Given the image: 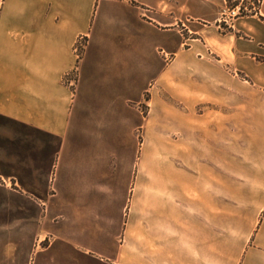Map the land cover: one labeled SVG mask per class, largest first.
I'll use <instances>...</instances> for the list:
<instances>
[{
	"label": "crops",
	"instance_id": "obj_1",
	"mask_svg": "<svg viewBox=\"0 0 264 264\" xmlns=\"http://www.w3.org/2000/svg\"><path fill=\"white\" fill-rule=\"evenodd\" d=\"M227 8L0 0V264H264V0L223 30ZM183 48L193 73L186 168L156 156L131 174L135 160L114 154L134 145L122 116L146 74L160 73L147 56L170 65ZM75 68L77 94L63 84ZM210 102L216 119L199 111ZM45 132L62 137L56 222L45 220Z\"/></svg>",
	"mask_w": 264,
	"mask_h": 264
},
{
	"label": "rangeland",
	"instance_id": "obj_2",
	"mask_svg": "<svg viewBox=\"0 0 264 264\" xmlns=\"http://www.w3.org/2000/svg\"><path fill=\"white\" fill-rule=\"evenodd\" d=\"M261 2L262 0H229V2L227 0V5L231 7L240 3L239 6L244 9L238 14V17H240L258 12ZM219 25L223 30L230 26L229 23L223 20V17L219 21ZM183 36L185 40L198 37L195 32L186 30L183 31ZM82 40L84 46L76 51L79 55V61L83 57L87 37L85 36ZM185 48H187V45H185ZM163 57L164 53L162 52H152L150 56H147V69L160 68V73L155 75L146 74L145 91L141 97L130 100V105L134 107V111L122 116V126L125 131H119L122 134L124 132L125 137L130 139V142L134 145L115 147L114 154L121 155L130 162L135 160V168L131 163L129 164L131 174L138 171V164H140L141 169L152 170L156 156H162L165 165L172 164L177 169H185L187 165L186 159L188 157L186 158V151H184L187 148L181 146V144L186 142V124L192 118V104L188 97L191 92V76L193 73L187 69L186 63L188 60L185 49L179 51L177 57L171 60L170 65L163 60ZM170 59H172L171 56ZM77 66H79L78 63ZM79 73V68L71 70L65 76L63 83L74 94H77L79 89ZM72 77L74 81L71 80ZM216 107V103H205L199 105V111H209L211 112V119H216L218 117L216 111H214ZM113 131L115 135L118 134L116 126ZM61 143V136L45 132V220L51 222H56L60 213L57 210L58 195L54 164L57 161ZM104 150L105 148H99V153H104ZM40 197L42 196H35V199H40ZM51 202L54 203L53 208L48 207ZM39 213L35 211L34 217H38ZM45 234H47L46 246L51 241L49 237H53V235H49L46 231Z\"/></svg>",
	"mask_w": 264,
	"mask_h": 264
},
{
	"label": "built area",
	"instance_id": "obj_3",
	"mask_svg": "<svg viewBox=\"0 0 264 264\" xmlns=\"http://www.w3.org/2000/svg\"><path fill=\"white\" fill-rule=\"evenodd\" d=\"M241 1H244V0H241ZM239 4H240V3L235 4V5L231 6V7L229 6V7L227 8L225 14L223 15V20H224L226 23L231 24L232 21H233L236 17H238V14L241 13L242 10H244L243 8H241V7L239 6ZM245 8H247V7H245ZM82 39H84V36L79 38V41L77 42V45H76V47H75L76 51H78L81 47L84 46V42H83ZM77 55H78V53H77ZM78 56H79V55H78ZM71 80L74 81V78L72 77Z\"/></svg>",
	"mask_w": 264,
	"mask_h": 264
},
{
	"label": "trees",
	"instance_id": "obj_4",
	"mask_svg": "<svg viewBox=\"0 0 264 264\" xmlns=\"http://www.w3.org/2000/svg\"><path fill=\"white\" fill-rule=\"evenodd\" d=\"M228 2H229V0H228ZM252 14H255V13H252Z\"/></svg>",
	"mask_w": 264,
	"mask_h": 264
}]
</instances>
